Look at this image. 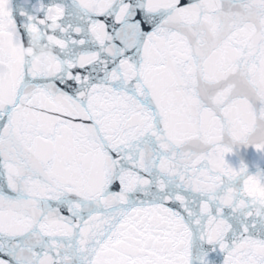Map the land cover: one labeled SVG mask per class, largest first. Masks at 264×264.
Segmentation results:
<instances>
[{
  "label": "snow or ice",
  "instance_id": "obj_1",
  "mask_svg": "<svg viewBox=\"0 0 264 264\" xmlns=\"http://www.w3.org/2000/svg\"><path fill=\"white\" fill-rule=\"evenodd\" d=\"M249 148L264 0H0V264H264Z\"/></svg>",
  "mask_w": 264,
  "mask_h": 264
},
{
  "label": "water",
  "instance_id": "obj_2",
  "mask_svg": "<svg viewBox=\"0 0 264 264\" xmlns=\"http://www.w3.org/2000/svg\"><path fill=\"white\" fill-rule=\"evenodd\" d=\"M240 158H243L250 165L254 163H259L262 168H264V160L254 151V149H245L238 156L229 157L230 162L238 163ZM253 172L255 168L252 169Z\"/></svg>",
  "mask_w": 264,
  "mask_h": 264
}]
</instances>
